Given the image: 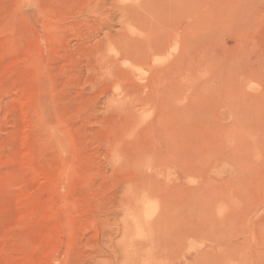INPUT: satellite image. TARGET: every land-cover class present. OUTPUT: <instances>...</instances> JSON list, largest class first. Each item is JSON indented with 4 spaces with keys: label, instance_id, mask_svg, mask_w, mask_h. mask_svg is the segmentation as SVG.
I'll use <instances>...</instances> for the list:
<instances>
[{
    "label": "rangeland",
    "instance_id": "rangeland-1",
    "mask_svg": "<svg viewBox=\"0 0 264 264\" xmlns=\"http://www.w3.org/2000/svg\"><path fill=\"white\" fill-rule=\"evenodd\" d=\"M0 264H264V0H0Z\"/></svg>",
    "mask_w": 264,
    "mask_h": 264
}]
</instances>
